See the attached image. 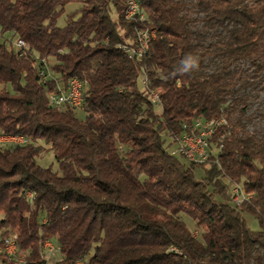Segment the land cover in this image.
<instances>
[{
  "label": "trees",
  "instance_id": "1",
  "mask_svg": "<svg viewBox=\"0 0 264 264\" xmlns=\"http://www.w3.org/2000/svg\"><path fill=\"white\" fill-rule=\"evenodd\" d=\"M137 1L127 20L129 0H0V138L26 141L0 147V264H46V242L52 264H264V129L247 116L264 87V0ZM145 31L148 52L129 60L120 48ZM72 80L83 106L55 108ZM210 121L225 124L208 161L170 150Z\"/></svg>",
  "mask_w": 264,
  "mask_h": 264
},
{
  "label": "built area",
  "instance_id": "2",
  "mask_svg": "<svg viewBox=\"0 0 264 264\" xmlns=\"http://www.w3.org/2000/svg\"><path fill=\"white\" fill-rule=\"evenodd\" d=\"M128 18L127 20L133 19L135 16L140 14L138 1L129 0L128 3ZM143 20V18H142ZM155 32L145 31L140 32L137 35L135 42H142L143 49H149L150 43L155 39ZM135 42L131 47L123 46L121 50H126L130 52V60L140 58L142 51H136ZM16 47L18 50L26 49L25 43L22 41L16 42ZM78 80H72L69 84V90L66 95H61L59 97L52 96L51 103L57 108L61 109L63 106H69L74 109H78L83 106L84 101H81L80 94L78 92ZM151 103L156 107L153 100V95L150 93ZM225 124V122L220 121H210V122H198L193 126V129L186 131L181 137H171L170 139L174 143L175 150L174 154L184 157L188 161L196 164H203L208 161L210 157V147L209 140L214 135L215 128ZM186 129V127H185ZM187 130V129H186ZM0 144H12L23 146L26 141L23 138H0ZM232 201L235 205L241 206L245 201L249 200V197L245 194L244 190L239 186H234L231 189ZM31 198V195H29ZM17 237L12 234L4 240L3 251L9 257H13L17 253ZM43 252L46 260V264H52L54 259L57 258L58 251L56 247L51 242H46L43 246ZM85 264V263H80Z\"/></svg>",
  "mask_w": 264,
  "mask_h": 264
},
{
  "label": "rangeland",
  "instance_id": "3",
  "mask_svg": "<svg viewBox=\"0 0 264 264\" xmlns=\"http://www.w3.org/2000/svg\"><path fill=\"white\" fill-rule=\"evenodd\" d=\"M79 6H68L66 7V14L59 20L58 27L64 28L66 26V21L68 15L78 10ZM262 89V90H261ZM254 90V91H253ZM248 94L252 97L259 96V99L257 101H252V106L250 110L248 111V117L251 120V123L249 125L250 132L258 131V129H264V87H254L248 91ZM77 117L82 118L83 113L81 111L77 112ZM12 144H0V147H8ZM171 151L175 150V146L170 148ZM54 162L52 155H44L42 159L40 160V166L43 168H48L52 165ZM188 226V228L192 231L193 235L195 237H199V232L196 230L194 224L188 220V219H182ZM246 222L248 225V228L251 232L255 233L259 231L258 224L252 220L251 218H246Z\"/></svg>",
  "mask_w": 264,
  "mask_h": 264
},
{
  "label": "bare ground",
  "instance_id": "4",
  "mask_svg": "<svg viewBox=\"0 0 264 264\" xmlns=\"http://www.w3.org/2000/svg\"><path fill=\"white\" fill-rule=\"evenodd\" d=\"M126 19L128 18V11L126 12V15H125ZM122 48V47H121ZM135 49L136 51H142L141 52V55H140V58L142 56H144L149 49H143V44L142 42H135ZM122 52L128 57V59L130 60V52L126 51V50H122ZM78 92L80 94V99L81 101H84V97H83V85L82 83L79 81L78 83ZM152 95H153V100H154V104L156 105V108H158V106L160 105V97H161V92L160 91H156V92H151ZM11 138H18V137H11ZM14 237H17L18 239V236L17 234H14Z\"/></svg>",
  "mask_w": 264,
  "mask_h": 264
},
{
  "label": "clouds",
  "instance_id": "5",
  "mask_svg": "<svg viewBox=\"0 0 264 264\" xmlns=\"http://www.w3.org/2000/svg\"><path fill=\"white\" fill-rule=\"evenodd\" d=\"M188 68H191L194 66V63L192 61H186L185 62Z\"/></svg>",
  "mask_w": 264,
  "mask_h": 264
}]
</instances>
